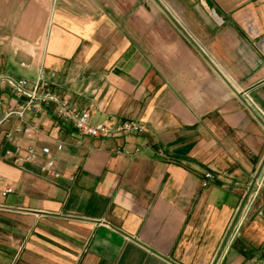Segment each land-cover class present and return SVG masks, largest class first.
Instances as JSON below:
<instances>
[{
    "label": "crops",
    "instance_id": "0c3cea01",
    "mask_svg": "<svg viewBox=\"0 0 264 264\" xmlns=\"http://www.w3.org/2000/svg\"><path fill=\"white\" fill-rule=\"evenodd\" d=\"M40 73L36 131L0 125V264H264V0H0V116Z\"/></svg>",
    "mask_w": 264,
    "mask_h": 264
},
{
    "label": "built area",
    "instance_id": "2783aa9c",
    "mask_svg": "<svg viewBox=\"0 0 264 264\" xmlns=\"http://www.w3.org/2000/svg\"><path fill=\"white\" fill-rule=\"evenodd\" d=\"M29 81L25 78L17 80L13 82V90L14 94L19 97L23 89L26 90L28 97L23 101H19L15 106L9 107L2 116H0V125L7 121L10 117L16 118L19 122H24L25 115L27 113H39L42 110L41 101L51 96V92L49 89L48 80L45 78L43 73H40L36 80L31 83L30 88H27ZM59 114L64 117L72 120L74 128L86 135L90 136H110V135H118V134H128L132 132H142L145 129V126L136 121H124L117 125L115 128L111 129L107 127L104 123L98 122L93 123L91 121V113L88 109H78L74 104H68L64 101L60 102ZM16 131H22L24 134H30L36 131V127L31 124L23 123L20 126H16L13 128ZM13 130H9L5 132V136L8 139L13 138ZM56 149H62V143L56 144ZM40 151L46 156V161L43 165L44 170L51 173L54 176H57L58 173L53 170L55 160L52 157L51 149L49 146L44 145L40 147ZM29 157H34V150L32 147L28 149ZM213 177V174L210 171H205L202 185L207 184V180ZM219 177V175H218ZM264 184V170L260 171L257 177L254 179L252 183L251 189L248 191H255L259 186ZM11 191V188H7L3 191V193ZM247 193L246 199H243V202L238 207L241 210L248 200L249 194ZM235 223H232L230 232L233 231Z\"/></svg>",
    "mask_w": 264,
    "mask_h": 264
}]
</instances>
